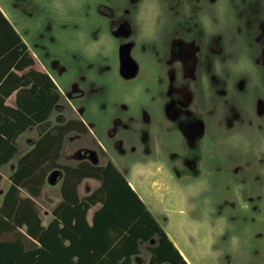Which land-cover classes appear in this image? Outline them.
<instances>
[{
  "label": "trees",
  "instance_id": "trees-1",
  "mask_svg": "<svg viewBox=\"0 0 264 264\" xmlns=\"http://www.w3.org/2000/svg\"><path fill=\"white\" fill-rule=\"evenodd\" d=\"M0 16L20 43L12 50L16 59L28 47L1 11ZM34 63L27 52L0 85V184L2 167L19 152V136L30 127L40 129L39 139L17 160L2 198L0 192V264H132L145 243L147 264H190L115 164L59 162L65 136L85 133L87 127L82 120L49 126L61 93L47 72H17ZM15 92L16 106L6 104ZM55 169L62 171L61 200L44 223L34 198ZM86 179L100 185L81 196L79 186Z\"/></svg>",
  "mask_w": 264,
  "mask_h": 264
},
{
  "label": "flooded vegetation",
  "instance_id": "flooded-vegetation-1",
  "mask_svg": "<svg viewBox=\"0 0 264 264\" xmlns=\"http://www.w3.org/2000/svg\"><path fill=\"white\" fill-rule=\"evenodd\" d=\"M28 1L24 0L26 5ZM211 2L214 3L215 0ZM98 8L101 17L108 21L110 36L101 46L103 50L109 48L110 51L105 57L102 53L99 66L103 100L94 102L97 111L93 116V124L81 118L63 121L67 123L82 120L86 124L87 131L83 133L86 143L75 152L77 162L85 161L98 166L112 162L121 171L131 172L138 164L145 166L152 160L160 159L165 168L182 183L201 177L208 168L219 172L227 171L238 188L239 197L248 198V202H255V205L260 207L264 203V152L257 155L250 152L244 155L248 160L241 165L230 167L207 164L208 168L203 167L208 154L215 157L220 155L215 150V130L221 127L223 121L213 122L210 116L214 114L215 109L210 110V116H207L193 112L190 108L193 106L195 91L200 89L201 69L210 74L213 86L223 84L220 78L213 74V56L223 51L221 36H213L205 44L202 31H198L192 39L187 36V33H191L193 28H198L199 25L183 28L182 34L178 31L159 58L160 68L166 70V81L161 78L159 83L166 84V90L150 94L146 85L154 68L151 61L132 41L130 24L123 18L117 19L115 10L107 3ZM249 8L254 13L258 12V0L250 4ZM127 11L125 9V13ZM247 26L252 27L251 19ZM258 27L260 32L256 40L262 43V54L257 62H264V21H259ZM74 28L63 27L64 30L74 33L79 26ZM102 35V27H96L90 32L92 40ZM125 55H128L129 59H123ZM56 57L45 59L38 55V60L46 71L52 70L58 75H64L71 61L58 54ZM221 59L224 57L221 56ZM91 64V61L87 60L83 68L90 69ZM180 71L183 83L177 84ZM108 77L113 78V81L108 80ZM245 84V79L241 78L235 87L243 92ZM56 85L61 93L58 105L63 95L70 102L86 96L79 82L70 83L69 89L61 88L57 82ZM224 93V87H219L218 94L223 96ZM224 103L228 104V101ZM88 104L89 102L87 106L83 105L84 111H87ZM256 111L259 122L264 124V99L258 100ZM239 118L240 113L233 104L230 117L226 116L227 127L231 128ZM50 121L51 127L53 125ZM248 123L252 124V121L249 120ZM92 152L95 156L91 155Z\"/></svg>",
  "mask_w": 264,
  "mask_h": 264
},
{
  "label": "rangeland",
  "instance_id": "rangeland-1",
  "mask_svg": "<svg viewBox=\"0 0 264 264\" xmlns=\"http://www.w3.org/2000/svg\"><path fill=\"white\" fill-rule=\"evenodd\" d=\"M0 3L16 22L33 52L45 59L57 58L58 54L71 61L64 75H58L50 70L57 84L61 88L69 89L70 83L79 82L86 92L85 97L72 102L63 95L60 104L53 110L51 125L55 126L71 118H81L93 124V116L97 111L94 102L103 100L99 66L102 53L104 57L108 55L109 48L103 50V47H100L95 58L91 60L90 69L83 68L86 58L72 47L74 37H69L70 31L63 29L65 26L69 27L68 23L60 24L57 28L49 22L45 30L37 35L26 27L32 16V11L29 10L32 7V0H29L27 5L24 0H0ZM103 3H105L103 0H98L96 8L98 14V7ZM87 14L85 11V15ZM75 25L79 26L73 22L71 28L75 29ZM36 67L45 70L40 61ZM108 80L113 81V78L108 77ZM88 102L87 111H84L83 105L87 106ZM83 135L71 131L65 136L64 148L59 159L61 164H77L75 152L86 143ZM39 136L40 129L32 127L19 137L18 154L10 164L1 169L3 174L0 184L1 198L11 184L10 175L17 160L31 149L33 140ZM215 150L220 155L215 157L208 154L203 167H207V164L232 167L244 164V161L248 160L244 155L227 154L218 146ZM208 169H205L201 177L185 183L174 177L160 159L152 160L145 166L138 164L131 172L122 171L190 264H207L206 252L214 255L211 264H264V203L257 207L255 202H248V198H240L238 188L230 178L229 172ZM201 181L208 183V189L201 190L195 195L191 194L190 189ZM99 185L100 182L95 179L84 180L79 186L80 195L90 193ZM60 186L61 180L56 185L47 181L42 194L34 198L44 223L51 220V211L61 200ZM22 195L29 194L23 190ZM92 210L89 213L90 219ZM221 218L225 223L223 231L218 232V221ZM233 238L237 241L235 245ZM149 257L150 253L145 243L142 245L141 255L138 259L135 258L132 264H147Z\"/></svg>",
  "mask_w": 264,
  "mask_h": 264
},
{
  "label": "clouds",
  "instance_id": "clouds-1",
  "mask_svg": "<svg viewBox=\"0 0 264 264\" xmlns=\"http://www.w3.org/2000/svg\"><path fill=\"white\" fill-rule=\"evenodd\" d=\"M115 10L117 19L128 21L132 29L131 39L141 53L151 61L154 71L149 77L147 88L150 94L166 90V84L161 85L160 79L166 81V70L159 66V58L167 50L170 40L184 33L183 28L196 24L187 36L192 39L198 31L203 32L205 44L213 36H221L222 53L213 56V74L223 82L213 86L210 74L200 70V89L190 108L193 112L205 114L215 109L210 117L213 122L223 121L216 131V146L227 154L246 155L250 152L256 155L264 152V124L258 120L256 106L258 100L264 99V62H257L262 54V43L257 42L259 21H264V0H258L260 10L252 12L249 5L256 0H103ZM98 0H32V16L26 27L39 34L44 31L49 22L57 28L68 23L71 29L73 22L79 24L77 31L69 32L72 47L77 49L86 60L95 58L98 49L110 39L108 21L96 11ZM127 9V13H125ZM85 11L88 15H85ZM252 20V27L247 22ZM102 27L103 35L98 40H92L90 32L96 27ZM221 56L224 59H221ZM203 60V57H201ZM182 72L177 84L183 83ZM245 79V90L239 91L235 85ZM224 87L223 96L218 94V88ZM192 88V86H190ZM193 89V88H192ZM224 101H228L225 104ZM235 104L240 118L231 128L226 125V116L231 115V106ZM198 106V107H197ZM203 118V115L202 117ZM251 120L252 124L248 121ZM206 181L199 182L190 189L195 195L201 190H207ZM247 207V205H245ZM225 221H218V232L223 231ZM237 243L233 238V244ZM214 255L206 252L205 261L211 264Z\"/></svg>",
  "mask_w": 264,
  "mask_h": 264
},
{
  "label": "crops",
  "instance_id": "crops-1",
  "mask_svg": "<svg viewBox=\"0 0 264 264\" xmlns=\"http://www.w3.org/2000/svg\"><path fill=\"white\" fill-rule=\"evenodd\" d=\"M0 11L3 13L4 17L10 22L12 27L16 30V32L20 35L22 42L27 45V50L23 51L18 58H14L12 56L13 54V49L15 47H19L20 43L17 41V38L14 36L12 33L11 29L8 27V25L5 23V21L2 19L0 16V85L2 82L5 80V78L9 77L11 71L14 70L15 66L19 61L23 60V57H25L26 53H30V56L35 60L34 65L31 67H27L23 71H17L19 74H23L31 69H36L39 71L47 72L49 75L53 78V80L56 82L55 78L52 76L51 72L38 69L36 66L39 62L38 60V54L33 52L30 45L27 43L25 37L23 36L20 28L16 25V22L13 20V18L10 16L9 12L1 5L0 3ZM12 46V47H11ZM28 58H25V63L27 62ZM6 71L7 69H9ZM16 71V70H15ZM6 104L11 105V106H16V92L13 93L6 101ZM53 113V112H52ZM51 118V117H50ZM32 128V127H30ZM29 128V129H30ZM28 129V130H29ZM27 131V130H26ZM25 131V132H26ZM24 132V133H25ZM22 133V134H24ZM21 134V135H22ZM20 135V136H21ZM19 136V137H20ZM19 139V138H18ZM34 141V140H33ZM33 147V145H32ZM31 147V148H32ZM124 173V172H123ZM125 174V173H124ZM126 176V175H125ZM127 177V176H126ZM131 183V182H130ZM132 185V184H131ZM133 186V185H132ZM134 187V186H133ZM136 190V189H135ZM167 232V231H166ZM171 238V237H170ZM172 239V238H171ZM173 241V240H172ZM174 242V241H173ZM175 243V242H174ZM176 245V243H175ZM177 246V245H176ZM178 248V247H177ZM179 249V248H178ZM180 250V249H179ZM181 253L183 254L182 250H180ZM184 255V254H183ZM185 257V256H184ZM186 258V257H185ZM187 260V259H186ZM188 261V260H187Z\"/></svg>",
  "mask_w": 264,
  "mask_h": 264
},
{
  "label": "water",
  "instance_id": "water-1",
  "mask_svg": "<svg viewBox=\"0 0 264 264\" xmlns=\"http://www.w3.org/2000/svg\"><path fill=\"white\" fill-rule=\"evenodd\" d=\"M123 59H126L127 60V58L129 59V57H128V55H125V56H123L122 57ZM91 155L92 156H95V153L94 152H92L91 153ZM61 170H59V169H55V170H53L51 173H50V175L48 176V183L49 184H52V185H56V184H58V182H59V180H60V176H61Z\"/></svg>",
  "mask_w": 264,
  "mask_h": 264
}]
</instances>
